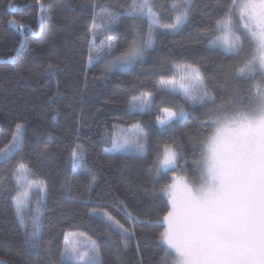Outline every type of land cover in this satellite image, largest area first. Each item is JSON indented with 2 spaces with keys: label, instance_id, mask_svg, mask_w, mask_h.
I'll return each mask as SVG.
<instances>
[{
  "label": "trees",
  "instance_id": "obj_1",
  "mask_svg": "<svg viewBox=\"0 0 264 264\" xmlns=\"http://www.w3.org/2000/svg\"><path fill=\"white\" fill-rule=\"evenodd\" d=\"M171 2L158 0L164 5ZM130 3L131 0H43L41 8L37 0H0V148L10 140L16 122L28 121L23 152L17 153L8 164L0 163V264H50V261L61 264L68 231L83 232L94 239L104 264H140L141 259L143 264H161L163 245L159 234L164 229L155 221L166 214L159 186L171 181V173L159 179L154 188L156 181L148 171L151 157L147 161L124 158L106 148L111 146L118 126L128 127L139 122L149 133L153 153L159 141L176 139L183 145L185 160L180 161L182 168L178 171L194 178L193 162L200 159L195 136L203 134L200 122L207 119L203 109L193 111L175 129L157 136L159 113L155 110L129 113L128 101L140 92H154L161 75L171 76L170 61L203 62L212 76L214 94L228 96L217 71L222 57L219 52L206 50L208 41L203 35L210 21L219 17L217 6L225 0H196L193 23L179 35L158 39L155 50L147 52L134 66L108 71L99 61L88 68L90 37H86V29L93 23V16H97L95 22L99 25L102 9L108 8L119 15ZM12 19L29 25L30 30H21L9 23ZM162 22L172 21L163 19ZM132 23L125 19L116 31L98 34L96 48L106 47L107 37L118 36L120 47L116 55H120L137 39ZM135 23L142 28L140 36L146 35L147 23ZM247 51L246 46L245 54ZM49 62L56 66L54 73L48 70ZM224 63L234 65L238 61ZM238 84L247 88L244 81ZM49 133L53 138H48ZM75 144L88 150L90 166L99 179L93 192L95 204L80 202L88 199L85 183L90 177L70 175L67 177L70 189L62 187L66 158ZM45 150L48 155L44 154ZM19 160L35 173L31 179H43L47 183L48 191L41 193L39 204L46 242L39 255L25 248L13 203L14 169ZM69 194L72 200L67 199ZM119 201L138 217L129 221L109 209L126 227L134 225L135 239L127 249L122 247L118 234L109 233L105 225L88 215L92 208L109 202L119 208ZM36 207L33 197L25 219L37 215Z\"/></svg>",
  "mask_w": 264,
  "mask_h": 264
},
{
  "label": "snow or ice",
  "instance_id": "obj_2",
  "mask_svg": "<svg viewBox=\"0 0 264 264\" xmlns=\"http://www.w3.org/2000/svg\"><path fill=\"white\" fill-rule=\"evenodd\" d=\"M37 3L43 8V0ZM217 7L220 15L210 21L203 35L208 41L206 50L219 52L222 57L217 71L228 96L214 94L212 76L203 62L170 61L171 76L161 75L154 92H140L128 101L129 113H159L157 136L175 129L193 111L203 109L207 119L200 122L203 134L195 136L200 159L193 162L194 178L176 174L182 168L180 161L185 160L183 145L176 139L157 142L153 153L149 133L139 122L120 129L112 138L110 151L117 155L146 161L151 157L148 171L156 181L154 188L159 179L172 173L171 183L159 186L166 211L155 221L164 229L159 234L163 245L161 264H264V0H225ZM196 8V0H173L167 5L158 0H131L119 15L102 9L101 23L97 25L94 15L93 23L86 29V37H90L87 67L107 59L105 67L111 71L141 61L147 52L155 50L158 39L179 35L192 24ZM125 19L133 22L131 27L137 39L120 55H116L120 47L118 36L107 37L106 47L96 48L98 34L116 31ZM163 19L172 22L163 23ZM136 21L147 23L146 35L140 36L142 28ZM9 23L30 30L29 25L15 19ZM232 59L238 63H224ZM48 70L54 73L56 66L49 62ZM239 81H244L247 88H241ZM27 135L28 121L16 122L10 140L0 148V163L8 164L23 152ZM48 138H53L51 133ZM44 154L49 153L45 150ZM66 165L62 187L70 189V175L90 177L85 183L88 199L80 202L97 203L93 192L99 179L90 166L88 150L81 144L72 146ZM14 174L13 203L20 235L25 248L39 255L46 243L39 204L41 193L48 191L47 183L31 179L35 173L22 160L16 162ZM33 197L37 215L25 219ZM67 199L72 200L70 194ZM119 204V208L110 202L102 204L92 208L88 215L105 225L109 233L118 234L122 247L127 249L135 239L134 225L126 227L112 211L129 221L138 217L123 201ZM76 236L77 233H65L61 264H104L97 243L89 240L87 251H82Z\"/></svg>",
  "mask_w": 264,
  "mask_h": 264
},
{
  "label": "rangeland",
  "instance_id": "obj_3",
  "mask_svg": "<svg viewBox=\"0 0 264 264\" xmlns=\"http://www.w3.org/2000/svg\"><path fill=\"white\" fill-rule=\"evenodd\" d=\"M100 62L102 63V66H103L104 68H106L105 66H106V64H107V59H102V60H100ZM135 64H136V63L131 64V65H128V66H129V67H130V66H134ZM123 68H124V67H123ZM132 125H133V124H132ZM130 126H131V125H130ZM130 126H128V127L118 126L117 129H116L115 134H116V133H119L120 129H128V128H130ZM106 149L110 151V150L112 149V144H111L110 147H107ZM111 152H112V151H111ZM176 174H177V175L187 176V175H184V174L180 173L179 171L176 172ZM171 175H172V173H171ZM187 177L189 178V176H187ZM189 179H190V178H189ZM38 180H39V179H38ZM169 183H171V181H170ZM68 232L77 233V236L75 237V240H76L78 246L81 248L82 251H87L88 246H89V240H93V241H95L94 239H92L90 236H88L87 234H85V233H83V232H78V231H68Z\"/></svg>",
  "mask_w": 264,
  "mask_h": 264
}]
</instances>
